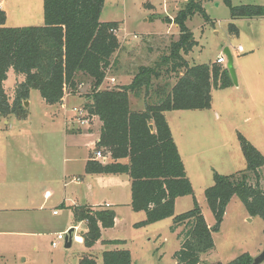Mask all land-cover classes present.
I'll return each instance as SVG.
<instances>
[{
	"label": "rangeland",
	"instance_id": "1",
	"mask_svg": "<svg viewBox=\"0 0 264 264\" xmlns=\"http://www.w3.org/2000/svg\"><path fill=\"white\" fill-rule=\"evenodd\" d=\"M187 1L104 0L99 20L101 22L123 21L122 29L116 33L121 48V51L116 52L117 62L120 63L119 65L117 63L115 69L109 74H114V71L119 69V73L125 75L124 80H127L128 77L135 76L144 68L153 67L160 56L169 54L170 45L179 38V31L173 20ZM0 3L6 15V27L43 25L42 0H0ZM231 5L264 6V0H231ZM202 8L208 21H205L202 15L195 14L186 22L194 47L184 56V59L190 66L210 65L215 63L219 54L225 58L223 50L227 48L233 59L237 80V86L231 89L230 95L224 97L221 95L219 100L217 94H222L221 92H214L213 95L215 107L221 109H219L218 123L223 124V111L227 119L234 122V132L231 129L225 131L223 127L217 128L213 125L211 131L214 137L218 134L222 136L224 147L221 150L219 142H210L204 147L210 149L206 154L213 167L221 169L220 165L227 167L232 165L231 162L239 161V166L234 165V168L230 169L240 167L236 171H243L246 168V162L237 140L238 133L264 157V22L255 20L250 25V21L246 19L231 20L230 9L222 0H208L202 3ZM231 23L236 27L237 34L230 32ZM251 44L256 47L253 56L257 58V68L260 70L249 92L245 90L243 84L239 85V82H242ZM238 47H241L243 51L238 52ZM223 67L226 69V62ZM107 72L108 70L106 74ZM163 74L162 72L159 79L152 80L151 92L148 91L145 94V89H142L141 96L146 103L155 102L157 88L161 89L167 83L166 91L168 92L176 82L173 75L166 77ZM81 83L83 88L78 93L85 97L90 92V80L82 79ZM17 84L19 83L14 85L13 92ZM107 84L103 82L101 87L105 89ZM117 84H119L118 81ZM10 86L11 84L8 85ZM108 88L113 89V87ZM12 99L13 95L10 100ZM30 102V105L25 108L28 112L27 123L13 119L12 125L10 123L7 125L0 120V152L7 155L5 175L9 180L18 178V182L23 183L20 188L10 190L3 187L0 191V199L7 197L6 193H12L15 196L8 201L9 204L12 206L19 204L18 208L16 206L11 208L12 211L0 213V220H4L0 222V229L2 227L10 229L6 231L7 233L0 231L3 232L0 234V264H78L81 256L89 255H92L91 257L98 264H102V251L110 249L102 247L100 242L87 249L73 240L74 237H80L85 232L86 223L75 224L69 207L111 201L119 203L118 211L122 222H117L114 229L105 233L104 238L126 240L128 245L125 249H129L128 251L132 254V264H177L172 256L179 249L177 234L182 228L171 233L172 219L170 218L142 227L143 229L135 228V224L145 220V214L134 213L123 203L130 199L129 178L126 175L99 177L85 174L84 163L94 156V150L91 148L96 137H85L84 131L87 126L79 125L74 119L72 108H82L83 99L72 96L67 99L63 109H51L50 112H54L53 115H49L51 120L48 116L44 117V103L37 91L31 92ZM172 127L175 129L173 124ZM74 128L81 131L80 134L73 133L76 136L75 139L70 138ZM232 133L236 136L228 137V134L231 136ZM8 143L12 146H8ZM192 148L182 146L186 154L194 151ZM43 151L50 152L52 165L51 174L41 177L42 162L41 160L32 161V156L35 154L39 159V154ZM223 158H227L226 161ZM184 161L193 181L194 187L191 185L193 196L201 208L205 222L211 228L214 225V219L201 191V182L193 178L191 173L195 169L192 164H189V158L184 156ZM198 170H209V168H206L204 162ZM68 175L70 177L80 175L81 182L63 186V178ZM212 176L209 175L211 184L207 188L213 184ZM96 179H100L99 184H96ZM37 182L39 184L34 187L33 185ZM254 182L252 180L251 183L254 184ZM259 184L264 190V168L261 169ZM88 186L92 187V190H88ZM46 190L52 195L44 201L43 192ZM20 207L27 210H16ZM192 208V198H182L175 203L174 214L179 215ZM54 211L56 214H53ZM9 220L20 221L23 224L15 225ZM2 222L5 223L4 226ZM20 226L22 229H19ZM70 229H73V232L71 233L72 245L69 249L64 248V240L60 241L56 248L51 247V242L57 234H67ZM263 231L262 220L258 217H249L238 198L233 197L227 205L219 230L212 233L214 249L201 257V264H226L246 253L254 259L264 246Z\"/></svg>",
	"mask_w": 264,
	"mask_h": 264
},
{
	"label": "trees",
	"instance_id": "2",
	"mask_svg": "<svg viewBox=\"0 0 264 264\" xmlns=\"http://www.w3.org/2000/svg\"><path fill=\"white\" fill-rule=\"evenodd\" d=\"M208 0H188L180 9L174 23L179 38L170 45L169 54L160 56L153 67L141 70L127 86L100 90L112 58L120 49L117 31L119 23L99 20L104 0H42L43 25L6 27V15L0 10V119L28 117L23 103L31 91L39 93L48 105H59L67 91L74 94L82 79L90 80V92L82 108L101 122L95 151L109 153L112 162L88 160L87 175H126L130 181V208L143 212L145 220L134 225L146 227L172 219L171 233L177 234L179 249L173 259L177 264H201V257L214 249L212 233L217 232L233 197H237L249 217H258L264 224V190L260 187L264 157L242 135L237 140L246 168L230 175L213 173V184L203 192L214 225L209 228L193 196L191 183L164 114L171 111H204L211 107V91L232 86L228 71L215 63L189 66L183 55L194 47L186 22L195 14L208 21L202 3ZM231 20L264 18V6H232ZM230 32L237 34L231 23ZM12 69L22 75L15 86L13 99L4 90L7 72ZM173 75L174 85L166 91L157 88L156 101L147 103L143 111L129 109L128 96L150 91L152 80L161 73ZM159 89V91H158ZM151 92V91H150ZM153 130L149 129V125ZM127 160L124 164L120 160ZM253 181V183H251ZM192 197L193 208L175 215V201ZM76 224L86 223L81 236L83 246L92 248L101 239V230L114 226L112 210L89 206L71 208ZM264 233V231H263ZM103 245H124L123 241H103ZM102 264H131L128 250H106L101 253ZM249 254H242L226 264H252ZM78 264H98L91 256H81ZM221 264V263H218Z\"/></svg>",
	"mask_w": 264,
	"mask_h": 264
},
{
	"label": "crops",
	"instance_id": "3",
	"mask_svg": "<svg viewBox=\"0 0 264 264\" xmlns=\"http://www.w3.org/2000/svg\"><path fill=\"white\" fill-rule=\"evenodd\" d=\"M0 10H2L1 3H0ZM255 20L264 22V18H257V19H250V20L246 19V21H250V25ZM116 22L119 23L118 31H120L122 29L123 21L122 22L116 21ZM120 45H121V43H120ZM248 50H249V53H248L247 62H246L247 66L245 68V72H244V75L242 78V82H239V85L243 84V86L245 87V90L250 92V87L253 86L252 82L257 77V73H259L260 69L257 68L258 67L257 66V58H255L253 56L255 53L256 47L253 46V44H251V46L249 47ZM184 56L185 55H183V57ZM117 60H118V58H117V53H116V55L113 56V59H112V65L114 64L113 68L111 66L109 68L106 76H105V78H107V79L113 78L115 80V84H114V86H110L108 83V80H105L104 82L108 83L105 86V89H107V87L116 88V87L127 86L133 80L134 76L128 77L127 80H124L125 75L123 73H119L120 72L119 69L114 71L115 72L114 74H109V72H111L115 69V67L117 66V63L119 65L120 62H117ZM188 65H189V63H188ZM23 79H24V77L22 75H16L12 69H9V71L7 72V79L4 82V90H5L6 94L8 95L9 99L12 98L14 85L16 83H21L23 81ZM123 80H124V82H123ZM117 81L119 84H117ZM9 84H11L10 87H8ZM233 87H234V85L232 84L231 87L224 89V90H212L211 91V107L209 110H204V111H171V112H166L164 114L165 119H166L167 124H168L169 129H170L173 141L177 147L178 153H179L181 160L183 162V165L186 169V165H185V161H184V156H186L189 158V161H190L189 164H192V166L195 169L192 171L191 174L195 180H200L199 182H201V185H200L201 191H203V192L205 190V187L207 188V186H209L211 184V183H209V175L211 177L212 173H213V171L211 172V170L217 171V172L222 173V174L229 175V174H233L235 172H238L236 170L240 168L239 167V168L233 169V170L230 169V168H234V165L239 166V161L237 163L231 162L232 165L227 166V167L220 165L219 168H221V169H217L216 167H213V165H211V163H210L211 161H210L208 155L206 154L210 149L204 147L205 145H209L210 142H219L221 150L224 147V145H222V141L224 140L223 138H221L222 136L221 135L219 136V134L217 133L218 136L214 137L213 132L211 131V128L213 125L216 126L217 128L223 127L225 131L227 129H231V131L234 132V129H235L234 122L228 120L227 117L224 115L223 111H222L223 124L218 123V121H219V115L218 114H219L221 109L219 107H215L214 97H213L214 92H221L222 93V94H217L218 95L217 97H219L218 100L222 97L221 95H223V97L228 96L231 94L230 93L231 89H235V87L234 88ZM100 90H104V89L100 86ZM31 92L29 94V99L27 101L28 106L31 103L30 102ZM72 96L73 97H79V99L82 98L83 104H84L85 97L82 94L78 93L77 95L74 96L72 94H69L68 92L65 93V96L63 98L64 100H62L63 103L65 104L67 99L71 98ZM155 101H156V99H155ZM128 102H129V109L131 111H135V112L143 111L145 109L146 104H147L145 102L143 96H141V95L139 97H134L133 95L129 94ZM42 103H44V102L42 101ZM63 103L61 102L59 105H53V106H48L44 103L43 104L45 107L44 117L48 116V118H49L50 114L51 115L54 114V112L53 113L50 112L51 109H53V110L57 109L58 110V108H60V110H61L62 109L61 106ZM13 119H15V118L9 117L8 119L2 120V121H3V124L8 125L9 123L11 124V122H13ZM27 120H28V117L26 120H24V121L22 120V121L27 123ZM49 120H51V119L49 118ZM16 121L20 122V120H16ZM172 124L175 126V129H173ZM101 125L102 124L99 121V119L97 117L93 116V118H91L89 125L87 127H85L86 128L84 131L85 137H93V136L96 137V141L92 143L93 146L91 148L94 150V153H95V145L98 142V139L100 136ZM71 133H72V136H70V138L75 139L76 136L73 133L80 134L81 131L74 128V129H72ZM233 136H236V135L234 133H232L231 136L228 134V137H233ZM231 140H232V138H231ZM8 146H12V144L8 143ZM182 146L193 147L192 149L194 151H191L190 153L186 154L185 150L182 149ZM203 148L205 150H203ZM101 154L106 157L105 162H102L100 159H95L94 156H93L92 160H95V161H98L101 163H111L112 162L109 153L101 152ZM5 157H7V155L3 154V152H0V170H1L0 171V191H1V188H3V187L8 188L10 190H14L15 188H20V186L23 185V183L22 182L19 183L18 178H15L14 180H9L8 177L5 175V171L7 170V166H5V164H6V158ZM227 158H223L224 161H226ZM37 160H41L42 166H43V170H42L43 175H40V176L43 177L46 174H48L47 176H49L51 174V165H52L51 159H50V152L46 153V151H43L42 153L39 154V159H38V156L33 154L32 161L35 162ZM88 160H90V159H87L85 161L84 168H85V164ZM119 162L124 163V164L128 163V161L126 159L120 160ZM204 162L206 163V168H209V170H203V171L198 170L200 166L202 167V164ZM218 163H219V161H218ZM32 164H34V163H32ZM34 167H35V164H34ZM32 169H33V167H32ZM217 172H215V173H217ZM186 175H187L191 185L194 187L193 181L190 178V175L188 174L187 169H186ZM93 176H99L100 177L101 175H93ZM79 177H80V175L72 176V177H70L69 175L67 177L64 176L63 186H66L69 183L79 184L81 182V179ZM99 182H100V179H96V184H99ZM44 183H46V181H44ZM38 184H39V182H37L33 186L35 187ZM99 187H101V186H99ZM87 189L92 190V187L88 186ZM129 190H130V185H129ZM6 194H7V197H3L0 199V213L7 212L9 210L12 211L11 208H15V206H16V208L19 207V204H17V205L15 204L14 206H12L8 202L9 200H12L15 195H13L12 193H10V194L6 193ZM51 195L52 194L50 191H48V190L44 191L43 192V200L46 201L47 199H49L51 197ZM187 197H190V196H187ZM187 197L178 198V199H176L175 203H177L180 199L187 198ZM130 202H131V196H130L129 200H125V202H123V203L125 206H128L130 208ZM183 203H185V202H183ZM106 205H108L109 207L106 208L105 207ZM62 206H64V204H62ZM80 206H89V207H93L96 209L97 208L98 209H104L105 208L107 210H112L115 213L113 228L101 230V239L99 241L101 243V245H103L102 244L103 241H114V240L123 241V242L126 241V240L113 238V237H108V238L103 237L106 232L115 228L117 222H122V218L119 217V211H118V208L120 205L117 201H114V202L111 201L110 203H105V202L104 203H88V205L84 204V205H80ZM73 207H76V206H71L69 208H73ZM113 208H115V209H113ZM16 210L26 211L27 209L20 207L19 209H16ZM130 210H131V208H130ZM165 220H167V219H165ZM1 221H4V220H0V222ZM9 221H10V223L13 222L12 224H15V225H22L23 224L20 221H15V222L13 220H9ZM1 224L3 226L5 225L4 222H2ZM19 229H22V226H20ZM141 229H143V228H141ZM7 230H10V229H5V227H2L0 229V231H3V232H6ZM3 232H0V234ZM85 232H86V230H85ZM81 236L80 237L76 236V241L83 245ZM99 242H97L95 244V246L98 245ZM127 245H128V243L126 241V242H124V245H117V246H115V245H103L102 247L108 248L110 250H117V249L119 250V249L127 248ZM125 250H129V249H125ZM130 255H131V264H132L131 252H130ZM89 256H92V255H89Z\"/></svg>",
	"mask_w": 264,
	"mask_h": 264
},
{
	"label": "built area",
	"instance_id": "4",
	"mask_svg": "<svg viewBox=\"0 0 264 264\" xmlns=\"http://www.w3.org/2000/svg\"><path fill=\"white\" fill-rule=\"evenodd\" d=\"M237 51L238 52H242L243 49L241 47H238L237 48ZM226 62V58L223 57V55H219L216 60H215V64L216 65H219L221 67H223V64ZM105 80H108V83L110 86H114L115 84V80L113 78L111 79H107V78H104L103 82ZM102 82V84H103ZM83 88V83H80L78 86H77V90L76 92L78 93V91H80L81 89ZM100 89V88H99ZM109 89V88H108ZM75 92V93H76ZM65 107L64 103L63 105L61 106V108L63 109ZM72 113L74 114V119L76 120V122L81 125V126H88L90 121H91V118H93V116H89L88 113L83 109V108H80V109H76V108H72ZM94 158L95 159H100L102 162H105L106 160V157L104 155L101 154L100 151H96L94 153ZM48 195V194H47ZM106 208H108L109 206L106 205L105 206ZM53 214H56V212L54 211ZM67 234H57L55 236V239L51 242V247L53 248H56L58 243L60 241H65V237H66ZM73 240L76 241V237L73 238Z\"/></svg>",
	"mask_w": 264,
	"mask_h": 264
},
{
	"label": "water",
	"instance_id": "5",
	"mask_svg": "<svg viewBox=\"0 0 264 264\" xmlns=\"http://www.w3.org/2000/svg\"><path fill=\"white\" fill-rule=\"evenodd\" d=\"M223 54L226 58V70L228 71L230 80L234 86H237L235 70L233 68V59L229 53V50L227 48H225L223 50ZM27 105H28V103H27V101H25L23 103V107L26 108ZM148 127L151 131L153 130V126L151 124ZM72 232H73V229L68 230L67 235L65 237L64 248H66V249H69L72 245V236H71ZM252 264H264V246H263V249L260 252V254L253 259Z\"/></svg>",
	"mask_w": 264,
	"mask_h": 264
}]
</instances>
